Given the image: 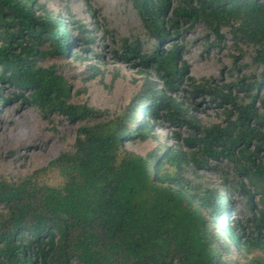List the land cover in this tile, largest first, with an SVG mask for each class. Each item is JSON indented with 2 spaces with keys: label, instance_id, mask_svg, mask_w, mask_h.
I'll list each match as a JSON object with an SVG mask.
<instances>
[{
  "label": "trees",
  "instance_id": "1",
  "mask_svg": "<svg viewBox=\"0 0 264 264\" xmlns=\"http://www.w3.org/2000/svg\"><path fill=\"white\" fill-rule=\"evenodd\" d=\"M126 1L152 48L122 40L117 58L135 60L142 84L109 118L70 103V85L38 63L46 55L80 59L69 47L82 26L38 0H0V102L9 101L5 84L43 119L80 122L71 149L49 164L60 184L0 179V264H264V0ZM195 23L218 41L227 29L249 46L255 72L225 85L190 77L178 39ZM196 101L220 109L221 122L201 125L191 113ZM159 122L190 132L145 156L125 149V140L145 141ZM220 160L250 186L240 191L257 197L244 224H228L224 185L185 177Z\"/></svg>",
  "mask_w": 264,
  "mask_h": 264
},
{
  "label": "rangeland",
  "instance_id": "2",
  "mask_svg": "<svg viewBox=\"0 0 264 264\" xmlns=\"http://www.w3.org/2000/svg\"><path fill=\"white\" fill-rule=\"evenodd\" d=\"M38 2L68 20L77 22L73 27L82 26L84 33L80 35L77 30H72V35L81 39L73 46L70 45L69 51L77 53L82 59L87 57L83 62L81 58L74 59L71 54L46 55L45 58L39 59L38 63L43 66L53 65L66 80L71 87L70 103L92 107L104 112L109 118L118 115L137 94L142 84V76L138 74V68L133 66L135 60L122 61L117 58L121 53L122 40L141 41L142 51L145 52L152 48L129 2ZM221 34L223 37L218 41L202 23H195L180 35L178 42L185 46L183 59L189 67L190 77L197 81L205 79L214 81L217 85H225L255 72L256 68L251 62L252 49L234 43L227 29H222ZM85 37L91 40L82 42ZM209 44L212 47L209 48ZM83 48H86L84 53L81 52ZM87 64L98 69L100 73L94 75V70L87 68ZM2 87L3 98L9 101L0 102V130L4 131L3 135H0V179L17 182L31 176L36 182L60 184L61 177L50 169L49 164L61 152L71 149L80 122L69 121L60 114L51 115L45 120L38 110L23 101L26 95L15 98L17 90L5 84ZM196 104L198 105L194 106L195 110L191 113L201 125L209 126L221 122L223 116L220 109L207 107L205 103L198 101ZM137 110L138 108L134 111L135 125L139 123ZM189 132L185 127L159 122L152 128L148 139H127L124 147L136 155L145 156L157 146L174 145V135L185 137ZM185 177L206 186L218 188L224 185V193L229 195V199L224 202L230 201L233 207L227 218L231 221H228L229 225L244 224L252 215V203H256L257 197L247 198L240 191V186H243L244 190L250 189V186L248 183L241 185L232 167L224 160L213 162L208 170L188 172Z\"/></svg>",
  "mask_w": 264,
  "mask_h": 264
},
{
  "label": "bare ground",
  "instance_id": "3",
  "mask_svg": "<svg viewBox=\"0 0 264 264\" xmlns=\"http://www.w3.org/2000/svg\"><path fill=\"white\" fill-rule=\"evenodd\" d=\"M3 133H4V131H3V129H1L0 130V135L2 134L3 135ZM12 136V135H11ZM21 136V135H20ZM6 137V136H5ZM14 137V136H13ZM27 137V136H26ZM11 138V137H10ZM22 138V137H21ZM4 139H6V138H4ZM19 140H21V139H19ZM10 141V140H9ZM13 141V140H12ZM8 142V141H7Z\"/></svg>",
  "mask_w": 264,
  "mask_h": 264
}]
</instances>
